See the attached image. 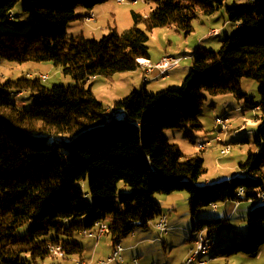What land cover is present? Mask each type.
<instances>
[{
    "label": "trees",
    "instance_id": "1",
    "mask_svg": "<svg viewBox=\"0 0 264 264\" xmlns=\"http://www.w3.org/2000/svg\"><path fill=\"white\" fill-rule=\"evenodd\" d=\"M104 1L0 0V23L6 26L0 27V61H50L74 80L52 86L29 76L0 81V264L35 263L51 256L52 244L61 246L64 257L81 256L84 245L76 236L97 221L106 222L114 245L162 213L155 194L183 191L193 231L229 229L226 218L197 217L201 207L256 201L246 233L216 252L255 256L264 245V202L256 198L264 191V151L248 150L238 164L240 176L198 185L206 171L203 158L184 155L163 130L183 124L200 129L207 96L233 90L246 107L260 111L253 143L264 144V0L226 7L236 30L217 50L198 46L180 85L150 91L143 81L109 106L85 86L88 78L135 70L137 58L149 57L154 28L173 26L187 35L198 9L211 14L225 0H144L150 9L144 15L132 10L133 25L121 32L111 29L100 38L67 34V24L85 16L77 7L89 12ZM18 2L31 14L25 32L17 31L21 22L11 15ZM243 77L258 82L259 103L240 88ZM21 91L31 93L27 108L11 97ZM86 179L88 191L80 184ZM118 182L130 190L118 192ZM27 223V231L17 233Z\"/></svg>",
    "mask_w": 264,
    "mask_h": 264
},
{
    "label": "rangeland",
    "instance_id": "2",
    "mask_svg": "<svg viewBox=\"0 0 264 264\" xmlns=\"http://www.w3.org/2000/svg\"><path fill=\"white\" fill-rule=\"evenodd\" d=\"M241 2L242 0H225L222 5L217 7L211 14H205L204 12L197 10V16L193 20V30L185 35L180 31H177L173 26L156 27L149 33L148 50L153 60L158 59L162 54H177L185 55V58H181L182 62L191 63V54L198 46L206 47L207 40H202L201 36L208 28L218 27L220 29L219 34H215L211 37V45L206 48L216 50L219 48L221 40L226 36L232 34L236 30V24L228 20L226 7L231 6L234 2ZM151 5L144 2V0H124L118 2L117 0H106L100 4L95 5L93 11H99L98 19L91 23L84 22L82 19H75L67 24L66 31L68 35H84L87 38H100L104 34L108 33L111 29H116L118 32L123 31L133 25V19L131 11L134 10L140 14H145ZM87 12V9L83 7H77L76 13ZM12 18L21 22L19 32H25L29 28L31 14L22 9V4L18 2L11 11ZM86 16V15H85ZM84 16V17H85ZM83 17V20H84ZM94 19V18H93ZM95 22V23H94ZM88 23V24H87ZM1 28H5L4 23H0ZM143 28V26H141ZM189 57V58H188ZM189 70L185 73V75ZM30 74V78H37L39 74H46L47 79L44 84L52 86L55 84L70 85L74 84V80L70 75L62 73L61 69L53 65L50 61H27L24 63H16L13 61L2 60L0 61V81L4 82L12 78L25 77ZM168 74H172L169 72ZM131 71L117 72L111 77H105L101 75L94 76V79H90L84 82L85 86H91L95 96L105 105L109 106L114 99L121 98L127 95L130 91L138 88L141 83L140 77ZM184 75V76H185ZM159 77V76H158ZM161 77V76H160ZM173 77L171 81L164 83L161 78L158 85H151L147 83V88L150 91L160 90L165 88L163 86H178L180 83H173ZM163 81V82H161ZM172 82V83H171ZM177 84V85H176ZM239 86L242 91L246 92L249 96H252L255 103L260 102V94L258 92V82L254 79L243 77L239 81ZM22 95L14 92L11 97L16 101L19 108H27L32 102V96L29 91H22ZM244 98L236 96L233 90L225 94L220 95H208L203 102L199 113V120L202 124L200 129H194L188 124H183L178 128H166L163 130V134L169 139L170 142L176 143L181 152L184 155L199 154L203 158V165L206 169L205 173L201 175L197 184H211L221 180L230 179L237 175L239 172V162L244 160L248 150H255L256 152L264 151V144L261 147H257L253 143L254 132L262 123L260 118V111L255 108L246 107ZM220 116L225 118L229 125L228 130L219 131L220 127L215 125L214 118ZM216 126V127H215ZM215 135H219L223 140L218 144L212 143V138ZM241 139H244L241 141ZM247 139V141L245 140ZM193 141H195L193 143ZM210 142L204 150H199L197 144L199 142ZM223 145H229L230 150L226 155H222L219 149ZM204 148V147H203ZM80 184L84 191H88L87 179L81 181ZM118 192L129 191L130 187L123 182L117 184ZM188 196L186 191H183ZM155 194L154 197H156ZM163 195V194H162ZM235 204V201H226L217 203L218 208H213L212 205L201 207L198 212L205 214L204 218H214L218 215V212H223L226 208H229ZM241 206L230 219L231 226L229 229H224V235L228 238L232 237V232L240 230L243 233L247 231V208L251 209L256 205V201L243 200L238 202ZM30 223L17 229V233L23 234L27 231ZM235 232L233 233L234 236ZM106 238H110L108 235ZM104 237V238H105ZM76 239L83 245L88 240L86 237L78 235ZM107 244V243H106ZM107 246L101 241L99 249L102 252L107 251ZM106 255L103 259L105 260ZM257 256H253L250 259H257ZM77 259H81L79 255H71L67 257H45L38 259L35 263L29 264H76ZM86 260V259H85ZM262 258H260V261ZM87 264H94L86 261ZM129 263V261H126ZM105 264H117L116 262H109ZM122 264V263H121ZM255 264V263H251Z\"/></svg>",
    "mask_w": 264,
    "mask_h": 264
},
{
    "label": "crops",
    "instance_id": "3",
    "mask_svg": "<svg viewBox=\"0 0 264 264\" xmlns=\"http://www.w3.org/2000/svg\"><path fill=\"white\" fill-rule=\"evenodd\" d=\"M94 9L95 8L89 11L93 13L94 19L88 23H91L94 20L96 21L98 19L99 11L98 10L93 11ZM89 12L88 11L83 12L82 14L86 15ZM82 21H84L83 18ZM213 29L217 30L216 33L214 34L210 33V31ZM219 33H220V29L218 27H213V28L210 27L207 29L206 32H204V34L201 36L202 37L201 39L207 40L205 44L206 47H208V45H211V41H210L211 37ZM165 55L177 56L183 59L185 58V55L182 56L174 53L162 54L156 60H153L150 54L149 57H145V58L149 59L151 63L155 64ZM181 60L179 61L177 66L167 70L165 72V75H161L160 70L157 67H154L149 72H147L145 67L138 66L135 70L131 72L137 74L136 76L139 77L141 74L142 82L145 81L146 86L147 83H150L151 85H158L160 82L157 81L158 78H161V80H163L164 83H166L168 81H171V78L173 77L172 80L173 83H181L185 73L190 69L191 66V63H189V61L182 62ZM169 72H172V74H168ZM90 79H94V76L88 78L87 80ZM163 87H167V86H163ZM22 93L23 92L21 91L18 94L22 95ZM218 138H220V136L215 135V137L212 138V143L218 144L219 142L223 141L221 138L220 141H218L217 140ZM194 142L195 141H193V143ZM203 144H205L204 148L200 149L198 145L197 148L199 150H204L208 145H210V142L207 141ZM241 174L242 172L239 170L237 175H241ZM155 199L158 201L162 213H168L167 228L164 231H160L159 229L154 227V222L158 219L159 216L151 220L146 226H136L133 232H131L129 235H127L126 237L122 238L119 241V243L123 247L122 255L124 257V261L122 264H133L132 260L134 258L137 259V264H179L189 256L190 249L194 246V239L196 237V232H194L192 228V217L189 212L188 196L182 192H173L170 194H163V195L158 194L156 195ZM238 202L239 201H235V204L232 203V205L229 206V208H226L223 212H218L219 213L218 215L220 216H214V215L211 216L226 218L229 222V227L231 226V228H233L230 223V219L233 218L234 214L237 213V210L241 206V203L238 204ZM215 208H218L217 204ZM249 209L247 208L246 210L248 211ZM197 217H207V216H205L203 212L197 211ZM204 232L208 233L209 231L207 229H204ZM234 232H235L234 236L239 233L242 235L245 234L240 230H236V228ZM234 232H232L231 238L234 237L233 236ZM80 235L84 236L82 234ZM105 236L106 234H104L97 241H95L90 237L84 236L88 240L84 245V250H83V254L81 255V259L84 260L85 262L89 261L96 264L100 259H103L106 255H108L112 251L113 241L111 240V238L108 239ZM101 241H103L104 244L108 247L105 253L102 252V249H99ZM218 249L219 248H214L211 252L207 254H202L200 255V257L204 259H209L210 262L213 264H224V263L264 264V245L260 247L258 253L255 255L257 256L256 257L257 259L255 260L250 259L253 256H248L243 253H237L231 256L218 255L216 253ZM260 258H262L261 261ZM126 261H129V263Z\"/></svg>",
    "mask_w": 264,
    "mask_h": 264
},
{
    "label": "built area",
    "instance_id": "4",
    "mask_svg": "<svg viewBox=\"0 0 264 264\" xmlns=\"http://www.w3.org/2000/svg\"><path fill=\"white\" fill-rule=\"evenodd\" d=\"M118 2H123L124 0H117ZM135 2L136 0H132ZM94 18L93 13L89 12L84 17L85 22H90ZM217 30L213 29L210 31V33L214 34ZM146 59V58H145ZM181 60L180 57L172 56V55H165L163 56L158 62L155 64L151 63V66L145 67L146 71L149 72L152 68L157 67L160 70L161 75H165V72L175 66L178 65L179 61ZM27 76H30L28 73ZM38 78L42 81H45L47 79L46 74H39ZM215 125L220 127L219 131H226L229 128V125L227 124V121L225 118H222L220 116H216L214 118ZM220 141V138L217 139ZM198 147L201 149L205 147V144L199 143L197 144ZM230 150L229 145H223L220 147L219 152L222 155H226ZM243 190L240 189L238 191V195H242ZM256 198L259 202H264V191H259L256 194ZM237 201V200H236ZM214 208L216 207V204H211ZM168 224V213H161L158 217V219L154 222V227L159 229L160 231H164L167 228ZM107 230V224L105 221H97L92 228H85L81 230L80 234L90 237L94 239L95 241L99 240ZM196 237L194 239V246L190 249L189 256L179 264H213L210 262L209 259L201 258L200 255L207 254L211 252L214 248H220L223 245H225L229 238L224 235V230H221L219 232H208L205 233L204 229L196 230ZM236 237H239L240 234L235 235ZM47 249L51 256L56 257H64V251L61 249L60 245H48ZM123 247L122 245L117 242L113 245L112 251L108 254L105 260H99L96 264H105L109 262H116V263H123L124 257L122 255ZM133 264H137V259L134 258L132 260ZM76 264H87L82 259H77ZM228 264V263H224Z\"/></svg>",
    "mask_w": 264,
    "mask_h": 264
},
{
    "label": "bare ground",
    "instance_id": "5",
    "mask_svg": "<svg viewBox=\"0 0 264 264\" xmlns=\"http://www.w3.org/2000/svg\"><path fill=\"white\" fill-rule=\"evenodd\" d=\"M202 11V10H200ZM216 33V32H215ZM139 66L148 67L151 66V62L149 59H145V57H139L136 59Z\"/></svg>",
    "mask_w": 264,
    "mask_h": 264
}]
</instances>
